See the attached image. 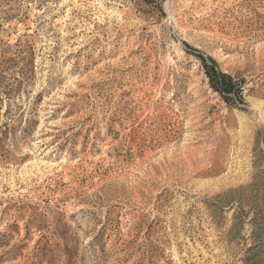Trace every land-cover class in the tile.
<instances>
[{
	"label": "rangeland",
	"instance_id": "374dc122",
	"mask_svg": "<svg viewBox=\"0 0 264 264\" xmlns=\"http://www.w3.org/2000/svg\"><path fill=\"white\" fill-rule=\"evenodd\" d=\"M0 264H264V0H0Z\"/></svg>",
	"mask_w": 264,
	"mask_h": 264
},
{
	"label": "trees",
	"instance_id": "16d2710c",
	"mask_svg": "<svg viewBox=\"0 0 264 264\" xmlns=\"http://www.w3.org/2000/svg\"><path fill=\"white\" fill-rule=\"evenodd\" d=\"M186 47L189 48L188 46ZM189 51L193 50L190 49ZM202 61L204 63L205 73L209 78L212 89L225 97L233 94L236 90L234 80L230 76L220 72L215 60L212 58H210L209 61Z\"/></svg>",
	"mask_w": 264,
	"mask_h": 264
}]
</instances>
